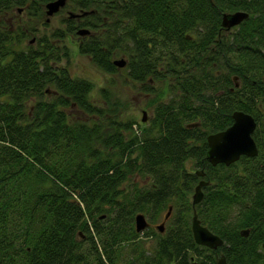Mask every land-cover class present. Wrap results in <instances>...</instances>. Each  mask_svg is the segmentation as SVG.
Here are the masks:
<instances>
[{
    "label": "trees",
    "instance_id": "obj_1",
    "mask_svg": "<svg viewBox=\"0 0 264 264\" xmlns=\"http://www.w3.org/2000/svg\"><path fill=\"white\" fill-rule=\"evenodd\" d=\"M52 1L0 0V17L17 9L36 20ZM64 8L72 10L65 28L35 45L26 44L33 25L0 20V264H215L221 254L227 264H264V0H66ZM237 11L248 17L224 29L223 14ZM69 35L105 73L127 57V77L151 95V119L122 116L106 88L104 105L91 102L92 84L59 65L68 53L53 40ZM234 111L254 118L258 155L213 166L207 136L228 128ZM135 176L141 186L130 185ZM202 179L209 184L193 206ZM169 207L164 231L136 232V214L151 225ZM194 211L221 247L194 242ZM142 236L154 239L149 250Z\"/></svg>",
    "mask_w": 264,
    "mask_h": 264
},
{
    "label": "rangeland",
    "instance_id": "obj_2",
    "mask_svg": "<svg viewBox=\"0 0 264 264\" xmlns=\"http://www.w3.org/2000/svg\"><path fill=\"white\" fill-rule=\"evenodd\" d=\"M72 10L68 8H63L58 13L50 17L49 21H46L47 15L44 13L36 20H32L28 17L26 12L18 11L13 9L6 14H2L0 20L5 23V25L16 27L21 25L22 27L33 25L36 29L34 33L29 35L26 44L35 45L37 38L40 35L49 36L50 33L58 28H65V23L63 22L67 17L68 13ZM46 23V24H45ZM53 44L57 48H61L60 52H64V48L68 53V59L62 57L60 59V66H67L70 71L71 76L79 77L89 81L92 84V91L89 94V98L93 104L104 105L103 100L100 95V90L106 88L108 91L109 102H116L117 109L124 117H130L138 123H143L142 118L144 116L145 122L151 119L152 117V107L150 106L151 95H144L139 90L138 84H133L127 77V70L124 67H117L119 71L115 74H108L99 70L90 60L89 57L81 55L78 51L79 39L75 35H69L62 40H53ZM115 60H124L127 61V57L122 54H118L114 57ZM237 80V79H235ZM167 81H165L166 83ZM163 83L161 85L160 91L164 95V99L168 98L166 94V87L168 83ZM157 86V84H156ZM70 114L79 120H87L86 115L77 110L75 107L70 108ZM137 126V125H136ZM136 126L134 128L136 129ZM189 170H193L191 163L187 164ZM133 183H136L138 186L143 184V180L139 176H135L130 185L133 186ZM131 186V187H132ZM130 187V188H131ZM167 210H164L161 213V217L151 222L150 227L157 231L156 226L164 222V230L167 225L164 221L163 216L167 213ZM170 215V213H169ZM147 217V215H146ZM169 217V216H168ZM163 230V231H164ZM144 245L146 249H150L154 245V239L152 237L142 236ZM125 254V252H124ZM127 254V253H126ZM128 255V254H127Z\"/></svg>",
    "mask_w": 264,
    "mask_h": 264
},
{
    "label": "water",
    "instance_id": "obj_3",
    "mask_svg": "<svg viewBox=\"0 0 264 264\" xmlns=\"http://www.w3.org/2000/svg\"><path fill=\"white\" fill-rule=\"evenodd\" d=\"M66 4V0H54L48 2L45 5L47 21L50 17L59 12ZM248 17V14L243 11H237L234 13L223 14L222 27L226 30L231 29L239 25L244 19ZM88 29H79L77 34L80 36L88 34ZM124 60H115L114 65L117 67L125 66ZM232 124L225 130L209 134L207 136V152L206 158L213 166L218 164H224L229 166L232 163L238 161L242 156L255 157L258 155L257 145L252 137L253 132L256 129V122L254 118L243 111H234L232 113ZM142 121H145L143 116ZM198 176H204L203 171H197ZM207 180H201L194 188L192 195V205L200 203L203 199L204 193L202 187L208 185ZM171 207H169L165 219L169 216ZM149 222L146 217L138 213L135 216V229L136 232H141L149 227ZM163 223L157 226L159 231H163ZM191 232L193 240L197 245L205 246L209 249L216 250L221 247L224 241L216 234L211 232L206 226L201 224L196 211H194L191 219ZM243 236L248 235V230H244ZM264 248V242L262 243ZM190 264H198L194 258H191ZM215 264H227L226 258L221 254Z\"/></svg>",
    "mask_w": 264,
    "mask_h": 264
}]
</instances>
